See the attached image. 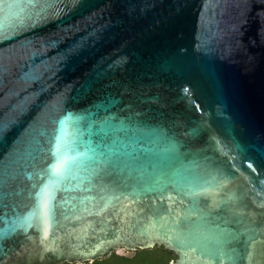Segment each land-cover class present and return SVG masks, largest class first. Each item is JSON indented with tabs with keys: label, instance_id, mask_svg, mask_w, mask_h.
Here are the masks:
<instances>
[{
	"label": "water",
	"instance_id": "95a60500",
	"mask_svg": "<svg viewBox=\"0 0 264 264\" xmlns=\"http://www.w3.org/2000/svg\"><path fill=\"white\" fill-rule=\"evenodd\" d=\"M0 229V264H264V0H0Z\"/></svg>",
	"mask_w": 264,
	"mask_h": 264
},
{
	"label": "trees",
	"instance_id": "16d2710c",
	"mask_svg": "<svg viewBox=\"0 0 264 264\" xmlns=\"http://www.w3.org/2000/svg\"><path fill=\"white\" fill-rule=\"evenodd\" d=\"M174 259L175 255L172 252L166 250L164 247H155L153 249H138L134 251L131 257L113 253L108 258L83 264H171Z\"/></svg>",
	"mask_w": 264,
	"mask_h": 264
},
{
	"label": "snow or ice",
	"instance_id": "6c2138e0",
	"mask_svg": "<svg viewBox=\"0 0 264 264\" xmlns=\"http://www.w3.org/2000/svg\"><path fill=\"white\" fill-rule=\"evenodd\" d=\"M58 164H65V166H66V162H65V160H64L62 157L57 156V157H56V163L53 164V165H51V166H50V169L54 170L55 167H56ZM37 195L39 196L40 193H37ZM2 236H3V230L0 229V238H2Z\"/></svg>",
	"mask_w": 264,
	"mask_h": 264
},
{
	"label": "rangeland",
	"instance_id": "374dc122",
	"mask_svg": "<svg viewBox=\"0 0 264 264\" xmlns=\"http://www.w3.org/2000/svg\"><path fill=\"white\" fill-rule=\"evenodd\" d=\"M117 255H121V256H128L131 257L134 254V251H130L127 249H120L116 252Z\"/></svg>",
	"mask_w": 264,
	"mask_h": 264
},
{
	"label": "flooded vegetation",
	"instance_id": "af4514ba",
	"mask_svg": "<svg viewBox=\"0 0 264 264\" xmlns=\"http://www.w3.org/2000/svg\"><path fill=\"white\" fill-rule=\"evenodd\" d=\"M156 247H163V246H156ZM155 248V247H154ZM153 249V248H152ZM168 250V249H166ZM169 251V250H168ZM171 252V251H170ZM173 253V252H172ZM174 254V253H173ZM175 255V254H174ZM177 260V256L175 255V259L173 261H176Z\"/></svg>",
	"mask_w": 264,
	"mask_h": 264
}]
</instances>
